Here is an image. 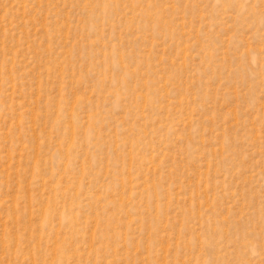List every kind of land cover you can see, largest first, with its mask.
I'll return each instance as SVG.
<instances>
[{
  "label": "rangeland",
  "instance_id": "374dc122",
  "mask_svg": "<svg viewBox=\"0 0 264 264\" xmlns=\"http://www.w3.org/2000/svg\"><path fill=\"white\" fill-rule=\"evenodd\" d=\"M0 264H264V0H0Z\"/></svg>",
  "mask_w": 264,
  "mask_h": 264
}]
</instances>
